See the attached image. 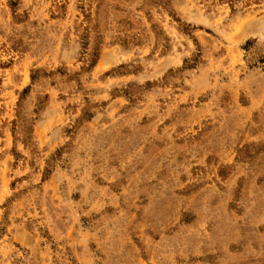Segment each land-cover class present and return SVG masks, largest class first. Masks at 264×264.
Here are the masks:
<instances>
[{
	"label": "rangeland",
	"instance_id": "obj_1",
	"mask_svg": "<svg viewBox=\"0 0 264 264\" xmlns=\"http://www.w3.org/2000/svg\"><path fill=\"white\" fill-rule=\"evenodd\" d=\"M0 264H264V0H0Z\"/></svg>",
	"mask_w": 264,
	"mask_h": 264
}]
</instances>
